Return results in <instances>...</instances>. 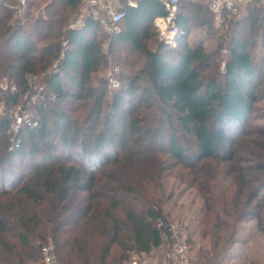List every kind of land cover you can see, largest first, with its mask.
<instances>
[{
	"label": "trees",
	"instance_id": "trees-1",
	"mask_svg": "<svg viewBox=\"0 0 264 264\" xmlns=\"http://www.w3.org/2000/svg\"><path fill=\"white\" fill-rule=\"evenodd\" d=\"M34 1L28 0L27 11L19 18L9 6L15 0H0V86L6 81L16 87L15 92L11 85L7 91L0 87V103L7 109L18 106L20 98L33 90L29 78L41 70L36 65L45 70L58 62L57 70L40 81L47 92L44 98L51 94L55 100L38 106L31 123L21 128L14 141L8 134L10 117H0V264L36 260L37 250L49 244L51 234L59 264H107L114 243L122 250V263L132 250L151 254L163 244L168 220L158 201L153 204L149 197L144 201L150 207L142 213L124 202L145 198L148 188L144 181L134 185L131 168L137 160L155 158L157 149L167 147L169 158L190 171L193 184L199 180L196 175L202 163L228 166L235 173L249 135V118L259 93H264V61L257 62L251 53V48L264 50V4L252 0L244 14L226 16L223 33L231 35L224 76L205 79L200 68L209 54L202 45H189L188 38L198 27L192 23L194 16L209 10L214 17L210 2L180 0L177 36L178 45L184 44L177 62L171 63L159 47L152 50L146 43L150 28L157 30L154 19L166 14L163 5L159 0H137V7H129L127 0H121L127 13L122 32L111 39L110 47L120 53L125 45L132 54L144 56L142 71L150 86L139 96L143 75L120 74L122 88L114 92L110 112L103 114L108 81L101 79L94 85L92 77L108 62L103 49L107 34L92 20L82 28H69L80 0H49L43 16L31 21ZM186 7H192L193 17L184 13ZM137 96L139 103L134 102ZM154 98L157 107L151 103ZM28 104L29 99H24L19 111L28 109ZM178 130L190 137L192 147L182 142ZM260 137L262 154L257 158L264 160V131ZM116 151L124 156L120 158ZM109 165L116 168L107 171ZM254 169L263 174L252 184L245 209L258 200L252 213L264 234V195L259 198L264 190V162ZM17 171L22 172L19 177ZM238 177L242 192L248 182L245 176ZM119 209L124 223L115 215ZM160 222L163 228L158 227ZM90 231L102 237L113 231L112 239L102 249L88 251L83 242ZM31 236L41 241L39 246ZM63 237L67 239L61 244ZM208 259L205 264H220L218 255Z\"/></svg>",
	"mask_w": 264,
	"mask_h": 264
},
{
	"label": "rangeland",
	"instance_id": "rangeland-1",
	"mask_svg": "<svg viewBox=\"0 0 264 264\" xmlns=\"http://www.w3.org/2000/svg\"><path fill=\"white\" fill-rule=\"evenodd\" d=\"M48 1L49 0L34 1V6L29 9L31 21L36 17L43 16L44 12L42 10ZM197 1L207 4L211 0ZM192 10V7H186L184 13L193 17L194 13ZM242 14H244V12ZM212 17L209 10H204L203 13L194 16L192 23L198 27L190 31L188 38L189 45H202L205 53L209 54L210 59L208 58L206 63L201 65L200 68L202 76L205 79L215 75L219 78L224 76V66L228 56L227 50L230 49L231 32L229 34H224L222 28H216L214 17ZM76 18L73 22H75ZM73 22L70 21L71 24ZM202 23H206L207 25H202ZM246 32L247 28H245L244 33ZM149 33L150 38L146 41L148 47L152 50H156L159 47V52L165 60L171 63L177 62L180 56L179 54H181L183 49V41H180L178 45L179 38L177 36L176 42L170 45L164 43L158 30L150 28ZM108 40L109 37L104 36L103 44L107 43L108 45H106V49H104V47L103 49L107 54L108 62L106 65L102 66L98 72L93 74L92 84L97 85L101 79L107 78L108 72L113 68H118L121 71L120 74L124 73L125 75L133 76L137 74L143 75V78L138 82V94L141 96V92L150 86L142 71L145 57L139 54H132L130 52V47L125 45L119 48V50L122 51L118 53L116 49L110 47L111 41L108 43ZM221 44L224 45L223 50H220ZM251 53L257 62L264 61V50L251 48ZM48 54L49 53L46 52L45 57H47ZM127 63H129V65H127ZM53 65L49 66L48 70L51 69ZM36 66L39 70L41 69L38 76V83L40 84V81L44 79L43 71L46 69L43 70L39 64ZM2 85H8L9 87L11 85V87H15L14 84L12 85V83L6 81H4ZM37 87L38 89H33L27 96L21 97L18 106L7 109L4 103H0V117L8 114L11 124H13L19 115L18 112H20L19 109L20 106L22 107L24 99H29V108L26 109L25 112L28 115L31 114L34 116L38 106L42 104L45 105L47 101H51L47 99L51 94L48 95L47 98H44L47 92H39L40 85ZM114 94L115 93L111 92L108 88L107 96L104 101L103 114L104 112H110V102ZM139 96L135 98V103H139ZM259 97L260 99L255 105V111L249 118L247 127L249 135L241 146L238 167L235 168L237 171L234 169L235 173L231 171L232 169L228 166H216L211 163H202L199 165L198 175H196L199 180L196 184H193L192 176L189 173L190 171L182 165H178L175 160L169 158L166 152L167 147L164 151L157 149V156L155 158L147 156L137 160L136 165L131 168L130 175L133 178L134 185L137 186L144 181L148 188L146 192H143L145 198L138 197L137 201H131L129 198H125L124 202L126 204H133V206L142 213L150 207L149 204L144 201L146 197H149V199L153 201V204L158 201L159 204L157 206L161 208L168 222H181L187 227L191 238L194 259L195 262L197 261L199 264H205L209 257L212 261L215 255H218L220 264H264V234L258 229L257 219L254 218L252 213L253 210H256L254 209V205L258 200L253 201V206L250 209H245L248 192L254 188L252 184H257L260 181L258 178H262L261 175L263 174L254 169L264 162L263 159L257 158V156L262 154V151L259 149V142L261 141L260 134L264 131V93H259ZM151 103L155 104L154 106L156 107L158 106V102L155 98L152 99ZM64 108L67 109L72 117H75V114L71 112V106L69 107L68 104H65ZM154 108L155 107H153V110H155ZM83 117H85V113ZM159 118L161 117H158V119ZM82 121L83 118H81V123ZM25 125H28V123L23 124L21 128ZM10 128L9 126V129ZM20 130L21 129H19L17 135H19ZM178 134L181 136L183 143L188 147H192L190 137H184V134L180 130H178ZM9 135L11 140L14 141L16 135ZM116 153L119 154L120 158L124 156L123 152L116 151ZM115 168L116 166L109 165L107 171H111ZM239 169H242L241 174ZM21 171H17V177L21 175ZM239 175L245 176L248 182L247 189L242 190V192H240L241 183L239 181ZM263 195L264 190L259 194V198ZM46 196L48 197V195ZM84 197L85 195L76 197V202ZM44 206L46 207L44 204L42 207H37V209H42ZM243 209L244 211L242 212ZM115 215L122 223L125 222V215L120 209L115 212ZM112 235L113 231L104 237L99 235L98 231H90L89 236L83 243L88 251L102 249L104 243L109 244ZM124 235L129 237L128 229H124ZM51 236L52 234L49 236V243H51L56 250ZM66 239L67 237H63L61 244ZM30 240L35 246H39L41 242L37 237L33 236L30 237ZM127 243L132 245L130 240H128ZM59 254L61 257H64V250L59 248ZM121 254L122 250L118 247L117 243L111 245L107 264H124L121 261ZM127 254L128 261L138 253L132 250ZM36 256L37 259L29 262V264H44L42 251L39 252V250H37Z\"/></svg>",
	"mask_w": 264,
	"mask_h": 264
},
{
	"label": "built area",
	"instance_id": "built-area-1",
	"mask_svg": "<svg viewBox=\"0 0 264 264\" xmlns=\"http://www.w3.org/2000/svg\"><path fill=\"white\" fill-rule=\"evenodd\" d=\"M163 5L166 14L157 16L153 24L160 32L164 43L172 45L177 40L178 27L176 24L179 13L180 0H159ZM246 0H211L209 6L214 15V23L216 28H222L226 20V16L238 17L242 13V7ZM264 4V0H262ZM28 0H15V3L9 5L21 18L26 9ZM129 7H137V0H127ZM126 10L121 0H80L75 22L70 25V29L82 28L88 20H92L100 25L111 39L122 32L121 22L126 17ZM107 43L103 45L106 49ZM58 64L55 63L51 69L43 71L44 79L48 78L54 71L57 70ZM120 70L113 68L107 74L108 86L111 92H118L122 88V83L119 79ZM39 75H32L29 78V84L33 89H38ZM42 81V80H41ZM37 85V86H36ZM2 90L7 91L8 85H1ZM44 87L40 85L39 92L43 91ZM11 91L15 92L16 87H11ZM48 99L55 100V96L51 95ZM16 121L10 125L9 134L17 136L19 129L25 123L30 124L33 116L28 115L25 111L18 112ZM23 114V115H22ZM165 225L160 222L159 228ZM167 232L164 233V242L158 250L151 254H137L130 258L124 264H195V259L191 246V238L187 227L181 222L172 221L166 225ZM42 255L44 264H59L56 250L49 243L42 247Z\"/></svg>",
	"mask_w": 264,
	"mask_h": 264
},
{
	"label": "crops",
	"instance_id": "crops-1",
	"mask_svg": "<svg viewBox=\"0 0 264 264\" xmlns=\"http://www.w3.org/2000/svg\"><path fill=\"white\" fill-rule=\"evenodd\" d=\"M193 1H197V0H193ZM259 2H261L262 4H263V2H262V0H258ZM253 3V1L252 0H246V2H245V4L243 5V7H242V13L244 12H246V10H247V8H248V6L250 5V4H252Z\"/></svg>",
	"mask_w": 264,
	"mask_h": 264
}]
</instances>
